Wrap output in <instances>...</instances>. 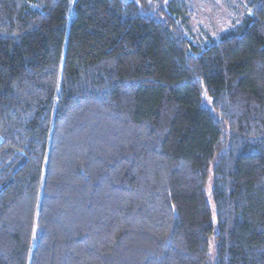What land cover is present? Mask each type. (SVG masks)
I'll return each mask as SVG.
<instances>
[{"label":"trees","instance_id":"obj_1","mask_svg":"<svg viewBox=\"0 0 264 264\" xmlns=\"http://www.w3.org/2000/svg\"><path fill=\"white\" fill-rule=\"evenodd\" d=\"M204 46L182 0H0V264H264V0Z\"/></svg>","mask_w":264,"mask_h":264},{"label":"rangeland","instance_id":"obj_2","mask_svg":"<svg viewBox=\"0 0 264 264\" xmlns=\"http://www.w3.org/2000/svg\"><path fill=\"white\" fill-rule=\"evenodd\" d=\"M182 1L186 2L191 12L184 28L185 34L202 46L217 40L234 24H240L248 13L246 0Z\"/></svg>","mask_w":264,"mask_h":264}]
</instances>
